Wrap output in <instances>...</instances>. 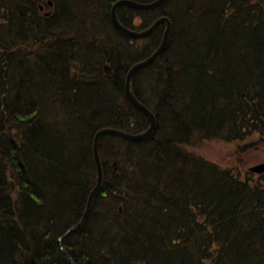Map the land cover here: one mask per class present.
<instances>
[{
  "label": "trees",
  "instance_id": "obj_1",
  "mask_svg": "<svg viewBox=\"0 0 264 264\" xmlns=\"http://www.w3.org/2000/svg\"><path fill=\"white\" fill-rule=\"evenodd\" d=\"M45 1L0 0V264H70L59 239L96 185V133L150 125L125 82L165 26L140 49L111 20L118 0H88L92 23L76 26L59 12L47 22ZM117 15L135 31L172 21L167 50L132 82L157 125L140 141L101 138L103 187L65 251L75 264H264V175L186 148L264 146V0H168Z\"/></svg>",
  "mask_w": 264,
  "mask_h": 264
},
{
  "label": "water",
  "instance_id": "obj_2",
  "mask_svg": "<svg viewBox=\"0 0 264 264\" xmlns=\"http://www.w3.org/2000/svg\"><path fill=\"white\" fill-rule=\"evenodd\" d=\"M166 1L167 0H155L151 3H140V2L133 1V0H119L112 6L111 18H112V21H113L115 27L120 32H122L123 34L128 36L129 38L141 39V38H144V37L150 35L152 32H154L162 24H165V26H166L162 42H161L160 46L158 47V49L150 57H148L147 59H145V60H143L137 64H135L129 70L128 75H127V79H126V85H125V94L129 100V102L136 109H138L139 111H141L142 113H144L147 116V118L150 121V126H149L147 131H145L144 133H141V134H131V133H127V132L117 130V129H113V128L101 129L100 131H98L96 133L95 138H94V144H93V152H94V158H95V163H96V167H97V176H98L97 177V183H96L93 191L90 193V196H89V199L87 202V207H86V210H85V213H84L82 219L80 220V222L78 224H76L69 231H67L66 234L64 235V237L69 235L73 231L79 229L80 227H82L85 224V222L87 221V219L89 218V216L91 214L93 200L95 199L97 194L102 189L104 170H103L101 157H100V153H99L100 139L105 135H111V136H118V137L123 138L125 140L139 141V140H142V139L150 136L152 134V132L155 130V127L157 124V119H156V116L154 115V113L150 109H148L145 105H143L136 98V96L132 90V79L138 71H140L141 69H143L147 66L152 65L165 52V50L168 46V43H169L170 34H171V30H172L171 20L168 17L164 16V17L158 19L157 21H155V23H153V25L150 28H148L147 30H144L142 32H136V31H133V30L126 28L125 26H123L121 24V22L119 21L118 16H117V10L121 6H128L130 8L140 10V11H151V10L158 9L161 6H163L166 3ZM50 5H52V3H50ZM106 68H107V70L109 69L108 67H106ZM249 170H250V172H252L254 174H264V163L255 165V166L251 167ZM62 239H60V241H59L61 250L63 251L64 255L69 260H71V257L63 249ZM71 263L74 264L73 262H71Z\"/></svg>",
  "mask_w": 264,
  "mask_h": 264
},
{
  "label": "rangeland",
  "instance_id": "obj_3",
  "mask_svg": "<svg viewBox=\"0 0 264 264\" xmlns=\"http://www.w3.org/2000/svg\"><path fill=\"white\" fill-rule=\"evenodd\" d=\"M87 2L88 0H86V2H84V0H61L59 3V7L56 10V15L59 12L60 18L63 14H66L68 17L70 16L72 19H75V21L73 22V25L75 26L78 22L82 24L84 23V21H86L87 23H92V17L94 16V14L92 11L88 10ZM170 7V5H167L165 6V9H167V11L169 12ZM47 10L49 11L48 8ZM58 20L60 19H57V21ZM146 40L147 39L137 40V47L142 49L147 43ZM237 144L240 145L239 148H237ZM241 147L242 143L214 139L197 142L195 145L188 146L186 148L194 155L200 156L210 162H213L221 168L231 169L235 171L237 169L242 172L241 176L245 177V172L248 171L251 167L264 163V146H261L254 151H248L245 154H242L243 152H241L240 150ZM241 149L243 150V148ZM258 177L259 176L255 175V178Z\"/></svg>",
  "mask_w": 264,
  "mask_h": 264
},
{
  "label": "bare ground",
  "instance_id": "obj_4",
  "mask_svg": "<svg viewBox=\"0 0 264 264\" xmlns=\"http://www.w3.org/2000/svg\"><path fill=\"white\" fill-rule=\"evenodd\" d=\"M96 179H97V178H96ZM93 189H94V188H93ZM93 189H92V191H93ZM101 190H102V189H101ZM101 190H100V192H101ZM92 191H91V192H92ZM91 192H90V193H91ZM100 192H99V193H100ZM99 193L97 194V196L99 195ZM97 196H96V197H97Z\"/></svg>",
  "mask_w": 264,
  "mask_h": 264
}]
</instances>
